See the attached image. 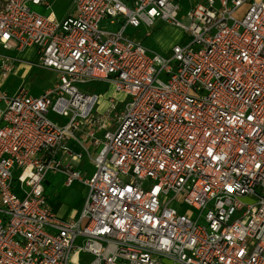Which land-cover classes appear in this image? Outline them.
Instances as JSON below:
<instances>
[{
    "label": "built area",
    "instance_id": "obj_1",
    "mask_svg": "<svg viewBox=\"0 0 264 264\" xmlns=\"http://www.w3.org/2000/svg\"><path fill=\"white\" fill-rule=\"evenodd\" d=\"M72 1L59 19L48 0H0V264H264V0H190L188 25L184 0ZM158 20L185 33L170 55L129 33ZM33 68L57 76L41 96ZM91 81L123 108L95 112ZM50 172L88 189L77 218L48 205Z\"/></svg>",
    "mask_w": 264,
    "mask_h": 264
},
{
    "label": "rangeland",
    "instance_id": "obj_2",
    "mask_svg": "<svg viewBox=\"0 0 264 264\" xmlns=\"http://www.w3.org/2000/svg\"><path fill=\"white\" fill-rule=\"evenodd\" d=\"M193 2H198L201 0H191ZM190 0H184L181 3V12L179 14L178 20L181 21L184 25H188V20L185 18L187 11L189 10ZM50 2V0H49ZM53 11L58 15H66L68 13L74 14L75 13V7L73 5L70 6V4H66L65 7L62 9H56L54 8L53 4L50 2ZM244 8L240 10L236 16L238 18H242L244 15ZM69 15V14H68ZM104 28L107 29H115L114 27L109 26L105 22L101 24ZM129 33L131 35H135L136 40L142 41L143 45L148 48L149 50L153 52H158L163 55H170L171 49L174 46L176 42H185V33L183 30L179 27L173 26L171 24L162 22L161 20H158L157 23L150 29L145 25H142L141 28L138 29H129ZM178 42V43H179ZM177 44V43H176ZM15 58L23 57L28 59L35 60V55L33 52H24V53H17L12 52L10 53ZM23 73L21 72L19 76L12 77L9 79L1 88L3 91L8 92L9 94L13 95L16 93L18 86L22 83L23 79ZM56 75L54 72L50 70H43L40 68H33L31 75L26 80L27 85L29 88V91L34 96H41L45 91H48L50 89L54 88V85L56 83ZM79 89L84 93H95L100 95L99 103L96 107L95 112L103 113L110 107V99L115 98L117 100V104H119V109H122L124 104L127 102V96L123 93H116L113 89V86L106 82L101 81H91L87 84H79ZM121 103V104H120ZM123 103V104H122ZM49 118L54 122H59L61 125H65L68 121L67 118L61 117L55 112L51 111L49 114ZM86 165H83V171L85 170V173H83L84 177H91L94 172V167L92 163L88 160L87 157L84 158ZM69 162V158H66L64 160V164ZM86 186L82 183H75V185L72 188L70 196H79L83 189ZM68 196V200L70 198ZM67 200L62 202L61 207L64 209L63 213H69L70 212V202ZM59 201V200H57ZM62 201V200H61ZM56 213V212H55ZM56 215L62 219V220H70V219H64L62 215ZM82 264H86L91 260L90 256L83 257L82 256Z\"/></svg>",
    "mask_w": 264,
    "mask_h": 264
},
{
    "label": "crops",
    "instance_id": "obj_3",
    "mask_svg": "<svg viewBox=\"0 0 264 264\" xmlns=\"http://www.w3.org/2000/svg\"><path fill=\"white\" fill-rule=\"evenodd\" d=\"M48 2H49V0H48ZM50 2L53 4L54 8L56 7V9H58V10L61 8L63 9L65 7V5L68 3L70 4V6L71 5L74 6L72 0H50ZM41 11L43 12L42 9H41ZM52 12L59 19L64 18L68 14H70V13H68L66 15L64 14V15L58 16L53 11V8H52ZM178 42H176V43H178ZM25 52H33L35 55V49L34 48H30V49L26 50ZM23 59H25V61L33 60V59L30 60L28 58H23ZM69 149L71 151H73L74 153H81V149L79 148V146L75 142L69 143ZM59 158L65 167H72L73 169H77L78 171L81 172V174L85 173V170L83 171V169H84L83 165H86L85 161H81L80 163L78 162V164H75L72 162L70 156L62 155L61 153L59 154ZM66 158H69V162L64 164V160ZM92 165L94 167L93 163H92ZM94 172H95V167H94ZM94 172H93V174H94ZM66 182H67V178H66V175L64 173H62V172H50V173H48L46 175L45 181H44L45 193H46L48 205L51 207V209L54 213L56 212L59 216L62 215L64 219H67V218L73 219V218H77L79 216V214L83 208V205H84L85 197L88 194V189L85 187L83 189V191L81 192V194L77 197L76 196H70L69 194L71 193L72 188L75 184L68 186ZM68 196H70L69 200H68ZM66 198L70 202V212L69 213H66V212L63 213L64 209L61 207L62 202L66 201ZM57 200H59V201H57Z\"/></svg>",
    "mask_w": 264,
    "mask_h": 264
}]
</instances>
